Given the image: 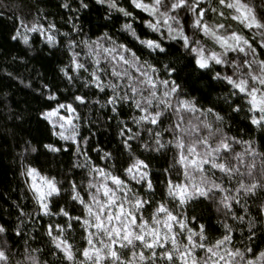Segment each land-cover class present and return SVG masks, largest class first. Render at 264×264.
I'll list each match as a JSON object with an SVG mask.
<instances>
[{
  "label": "snow or ice",
  "instance_id": "6c2138e0",
  "mask_svg": "<svg viewBox=\"0 0 264 264\" xmlns=\"http://www.w3.org/2000/svg\"><path fill=\"white\" fill-rule=\"evenodd\" d=\"M26 7L8 39L52 76L25 85L44 127L12 132L0 264H264V0Z\"/></svg>",
  "mask_w": 264,
  "mask_h": 264
},
{
  "label": "trees",
  "instance_id": "16d2710c",
  "mask_svg": "<svg viewBox=\"0 0 264 264\" xmlns=\"http://www.w3.org/2000/svg\"><path fill=\"white\" fill-rule=\"evenodd\" d=\"M33 3L34 0H0V67H8L7 61L12 56H25L29 60L27 67L33 69V72H29L23 66L10 67L9 70L19 73V79H24V84H20L19 79L9 80L0 75V208L5 209L12 201L21 197L24 187L22 178L18 176V161L15 158L20 149L15 147L12 132L15 130L18 138L29 132L35 134L44 127L38 113L45 101L25 85L31 80L33 88L38 87L39 78L35 77V70L45 72L49 79L52 76V65L45 58L44 52L37 51L26 55L22 44L8 39L9 29L14 23L11 17L24 15L28 12L26 6ZM50 10L55 12L54 8ZM97 15L95 10L90 14L89 18L93 24L97 22ZM26 20L30 21L31 16L26 17ZM40 47L39 44L35 46L37 50ZM14 114H19L21 119H13ZM100 139L107 144L105 137Z\"/></svg>",
  "mask_w": 264,
  "mask_h": 264
}]
</instances>
